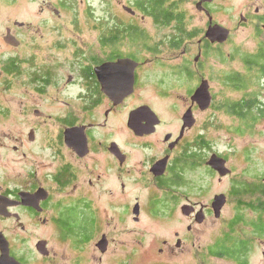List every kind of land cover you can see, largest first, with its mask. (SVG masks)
<instances>
[{"label": "rangeland", "instance_id": "rangeland-1", "mask_svg": "<svg viewBox=\"0 0 264 264\" xmlns=\"http://www.w3.org/2000/svg\"><path fill=\"white\" fill-rule=\"evenodd\" d=\"M6 1L9 0H0V34L5 33V24L11 17L5 12ZM171 1L175 2L172 10L183 13L182 23L175 19L172 10V19L163 23L155 21L137 10L135 6L139 0H64L60 1L61 8L57 4L62 16L83 20L82 26L75 25L78 32L69 29L65 33L82 35L83 48H96L106 26L109 28L118 23L121 26L132 24L136 30L131 35L132 43L128 39V27L125 28V39L120 48L153 49L159 60L167 62L171 55L183 51L186 54L178 60H183L181 66L172 67L178 69L176 73L162 63L153 67L150 72L153 82L143 84L135 97L136 102H151L164 119L158 133L151 137V145H135L134 148L123 143L127 133L120 121L118 127L113 125L111 128L113 132H105L108 137L114 133L113 137L132 151L128 164L130 172L126 173L127 177L122 175L117 179L109 175L108 182L93 189L94 196L89 195V198L93 199L94 205L84 208L78 203L81 201L78 193L75 200L71 199L76 209L72 217L79 220L72 233L83 236L82 249H77L75 237L69 246L57 243L59 233L56 231L55 234L50 224L30 225L27 231L2 229L12 240V255L24 264H238L229 257L209 253L225 233L232 234L236 242L245 241L246 264H264V193L257 190L263 189L264 185V59H257L259 54L264 55V28L261 25L264 0H211L208 8L213 22L227 27L230 35L226 41L215 45V51L211 48L207 54L200 55L198 63L195 62L199 53L198 40L207 30V18L197 9V0ZM41 3V0H15L11 5H17L13 13L17 12L16 16L24 21L38 14L44 15L39 12ZM123 5L131 7L135 14L125 11ZM65 26L72 28L74 25L67 21ZM181 29L185 33H181ZM39 33H43L42 29ZM44 34L48 39L49 31ZM173 59L172 62L177 60L176 55ZM248 60L253 62L252 65ZM232 77L240 80L229 82ZM203 79L209 81L214 103L205 111L193 105L197 121L194 129L188 132L189 138L200 136L196 147L199 158L193 160L190 168H183L181 178H176L178 183L157 185L146 172L148 161L161 154L164 148L168 149L162 140L163 134L165 131L178 132L180 116L192 105L190 96ZM235 83L242 85L234 86ZM250 100L255 102L249 107L231 111V106L237 102ZM242 111H245V122L240 118ZM253 116L254 120L250 118ZM213 153L226 159V165L231 169L228 175L219 178V174L207 165ZM94 159L104 171L103 154H91L85 162L91 164ZM50 160L41 156L37 168L40 177L57 163ZM84 167L83 180L88 177ZM122 181L126 184L124 189L120 187ZM83 188L84 193V185ZM109 188L115 189L113 197L109 195ZM220 193L226 194L227 202L219 218L210 214L198 225L182 214L180 208L187 199L207 203ZM137 201L143 205V210L139 220L133 221L131 209L127 214L123 206H132ZM96 208L100 209L99 213ZM235 217H239V222L232 225ZM86 222L88 229L84 227ZM258 222L262 223L256 225ZM189 224H193L191 232L187 230ZM2 227L0 224V229ZM57 230L60 232V228ZM176 231L179 237H184L179 247L175 244ZM101 232L109 235L112 241L106 252L96 246ZM41 238L47 240L48 255H42L36 249ZM89 239L92 240L87 243ZM164 239L167 244L163 243ZM227 243L232 242L227 240Z\"/></svg>", "mask_w": 264, "mask_h": 264}, {"label": "flooded vegetation", "instance_id": "flooded-vegetation-1", "mask_svg": "<svg viewBox=\"0 0 264 264\" xmlns=\"http://www.w3.org/2000/svg\"><path fill=\"white\" fill-rule=\"evenodd\" d=\"M14 1H6L5 12L7 11L11 17L5 24V33L0 34V211L3 212L0 213V224L3 226L0 232L6 235L2 229L8 227L27 231L30 225L50 224L55 234L56 231L59 233L56 237L57 243L69 246L75 237L79 250L84 247L83 236L78 237L72 233L79 220L72 217L76 209L71 199L75 200L78 193L81 198L78 202L80 205L84 208L94 205L95 202L89 195L94 196L93 189L99 188L103 182H108L109 175H114L116 179L122 175L127 177L126 173L130 172L128 164L132 151L127 149L126 144L134 148L135 145H151L149 143L151 137L158 133L164 122L161 113L151 102L146 100L136 102L135 97L143 84L153 82L150 80L153 67L162 63L164 67L167 65L171 69L178 68L183 61L178 60L186 52L175 54L177 57L175 62H172L175 55H171L167 62L159 60L158 54H153L155 53L153 49L120 48L119 45L125 37L123 32L116 33L115 30H110L114 27H109L107 32L101 34V40H98L96 48H83V36L75 33L78 32L75 25L82 26L83 20L61 15L57 4L61 8L60 4L64 0H41L39 12L44 15L38 14L24 21L16 16L17 12L13 13L17 6L11 5ZM199 1H196V6L206 16L208 28L211 24L210 17L214 23L208 8L210 1H202V5L198 7ZM53 13L56 16H52ZM67 21L74 26L72 28L65 26ZM263 22L261 21V25L264 28ZM123 27L122 30H125L127 26ZM118 28L121 29V25ZM130 28L128 39L134 43ZM41 29L43 33H39ZM69 29L75 31L72 33L74 35L65 34ZM46 30L49 31L48 39H45ZM216 44L218 42H210L204 33L198 40L199 53L195 57V62L198 63L199 56L207 54ZM121 58L128 61L120 62ZM132 65L134 69L131 89ZM172 70L175 73L178 71ZM213 98L212 95L211 103L206 109L211 108ZM194 104L199 107L197 103H192L188 106L192 111ZM144 105H148L157 114L159 122L155 123V126L149 125L147 116L152 120L153 117L148 112L139 115L137 113L141 122L136 131L129 125V119L133 111ZM183 114L180 116L178 132L165 131L163 134L162 140L168 149L164 148L161 154L151 157L148 161L146 172L151 174L157 185H165L164 182L168 179L165 177L172 175L175 165L181 160L185 159L191 164L195 160L193 156L199 158L196 151L198 135L188 137V132L194 129L197 119L193 112L194 124L182 130ZM118 121L126 130L127 137L123 142L126 144L117 141L113 137L114 133L110 137L105 136V132H113L111 130L114 128L113 125L118 127ZM69 128H76L74 132L79 134L74 139L75 144L79 143L78 149L66 143V132ZM99 152L104 157V171L100 170L97 159L91 164L85 162L91 154ZM41 156L57 162L43 177L39 176L37 169L41 163ZM165 157H167L165 171L162 174L156 173L158 168L154 169V165ZM190 164L187 168H190ZM83 166L88 176L84 180ZM83 185L86 188L84 193ZM125 185V182H120L123 189ZM71 191L74 195L70 194ZM108 191L113 197L115 189L109 188ZM33 196L37 199V204L26 200L27 197ZM213 199L207 203L187 199L185 203L194 205L195 210L189 215H183L195 224H202L206 216L214 215ZM136 203L139 205L140 214L143 205L141 206L138 201L132 206L129 204L123 206L127 214L131 209L133 221L139 220V214L137 218L133 212ZM200 208H203L205 217L198 223L195 214ZM67 211L68 215H65ZM97 211L99 213L100 209ZM161 213L162 211L159 215ZM102 221L104 223L105 220L102 218ZM84 227L88 229L87 222ZM57 228H60V232ZM192 228L193 224L187 225L188 231L191 232ZM175 236V244L179 243L181 246L184 237H179L177 231ZM5 237L9 241L12 255V240L7 235ZM103 237L107 240V246L104 251L99 250L106 252L112 241L104 232H101L96 246ZM91 240L86 242L89 243ZM39 241H46L47 247L45 238ZM163 243L167 244V240L164 239Z\"/></svg>", "mask_w": 264, "mask_h": 264}, {"label": "water", "instance_id": "water-1", "mask_svg": "<svg viewBox=\"0 0 264 264\" xmlns=\"http://www.w3.org/2000/svg\"><path fill=\"white\" fill-rule=\"evenodd\" d=\"M202 1H211V0H200L198 2V7L202 3ZM123 9L126 10L127 12L131 13V14H135V11L129 6L123 5ZM210 23L211 24L208 26V28L205 32V35L209 39V41L210 42H218V43H222V42L226 41L227 38L229 37L230 30L227 27H225L219 23H212L211 17H210ZM125 60L128 61V59H124V58H121L119 61L123 62ZM118 64L119 63H117V65ZM133 69H134V65L131 66V73H130V75H131V82H130L131 89L133 88ZM190 98H191L192 103H197L201 110H204V109L209 107V105L211 103L212 95H211V92L209 90V82L207 79H203L201 81V83L194 90V92L192 93ZM145 112H148L153 117V120H152L150 116H147V122L149 123V125L152 124V126H155V123L159 122V118H158L157 114L148 105L141 106L138 109H136L135 111H133V113L131 114L130 119H129V125L133 129H135L136 131L139 127V123L141 122V119L138 120L140 117V116L138 117V115L140 113H145ZM137 113H138V115H137ZM154 118H155V120H154ZM182 119H183L182 130L185 127H191L194 124L195 117L193 115V111H192L191 107H189L184 112ZM75 129L76 128H69L67 130V132H66V143L69 146L78 149L79 143L75 144L74 139L79 134L77 132H74ZM206 163L212 169H214L219 174L220 177L226 176L231 172V169L226 165V159L219 156L216 153H213ZM166 164H167V157L159 160L154 165V169L156 167L158 168V171L156 173L162 174L165 171ZM263 182H264V177H263ZM26 200H28L31 203H35V204H37V202H38L37 199L35 198V196L27 197ZM225 202H226V196L224 193L216 194L214 196L212 207L214 210V216L216 218L220 217L221 209L224 206ZM0 209H1V206H0ZM180 209H181L182 214L189 215L191 212H193L195 210V207L192 204L184 203ZM133 212L135 215L139 214L138 203L135 204ZM0 213H3V212L0 211ZM204 217H205V214H204L203 208H200L199 211H197L195 214V220H196V222L201 223L204 220ZM176 245L178 247L180 246L179 243H177ZM97 246L102 251H104L106 249L107 240L105 239V237H103L97 243ZM36 249L42 255H48L49 254V250L46 247V241H39L36 244ZM0 264H23L18 259H16L13 255L10 254L9 241L7 240L5 235L1 232H0Z\"/></svg>", "mask_w": 264, "mask_h": 264}, {"label": "trees", "instance_id": "trees-1", "mask_svg": "<svg viewBox=\"0 0 264 264\" xmlns=\"http://www.w3.org/2000/svg\"><path fill=\"white\" fill-rule=\"evenodd\" d=\"M173 3H175L174 1L171 0H139L138 4L135 6L137 8V10H139L140 12H142L143 14H146L150 17H152L155 21L157 22H166V20H168L170 17L172 19V12L170 10L173 9ZM173 11V10H172ZM174 12V11H173ZM175 13V12H174ZM176 15L174 17H176L175 19L179 22H183V13L179 12L175 13ZM185 14V12H184ZM180 24V23H179ZM109 27H114V29H110V30H115L116 33H122L124 30V27L121 26V29H119V24L117 23L114 26H109ZM128 29L130 28V33L131 34H135L136 30H135V26L130 24L127 26ZM108 31V26H106V28L104 29V33ZM139 33V32H137ZM181 33H185V31L183 32L181 29ZM124 34V33H123ZM105 41V39H103ZM264 59V55L259 54L258 58ZM252 61L248 60V64L252 65ZM234 79L233 81H239V78H231L229 79V82ZM234 83V82H233ZM234 86H240L242 84H233ZM245 101V100H244ZM254 100H250L248 102H237L235 105L231 106V111H237L238 107H249L251 103H254ZM239 115V114H238ZM241 116V117H240ZM240 118L241 120H243L245 122V111L240 113ZM249 118V116L247 117ZM246 118V119H247ZM252 120L255 119V116L250 117ZM250 120V122L252 121ZM250 124V123H249ZM248 124V125H249ZM200 138V136L198 137ZM200 141V140H199ZM199 144V143H198ZM193 159H196V156H193ZM193 163V162H192ZM191 163V164H192ZM188 164H190L187 160H181L180 162H178V164L175 165L174 167V171L172 173L171 178L167 179L165 183V185H170V184H174V183H178V181L176 180V178H181V173L183 168H187ZM172 180V181H170ZM263 189L258 188L257 190L264 193V185ZM245 192V191H244ZM239 222V217H235V219L231 222L232 225L236 224ZM259 223L262 222H258L256 223V225H258ZM255 225V224H254ZM263 232V231H261ZM227 240H230L232 243H227ZM247 252V246L245 245V241H235V238L232 236V234H228L225 233L224 236L220 239H218L214 244L213 247L209 250V253L213 254V255H220V256H225V257H229L233 260H235L238 264H246L247 260L245 259V255ZM246 262V263H245Z\"/></svg>", "mask_w": 264, "mask_h": 264}]
</instances>
